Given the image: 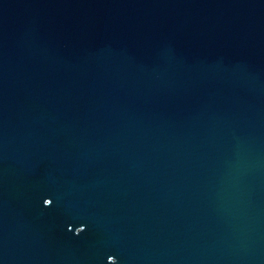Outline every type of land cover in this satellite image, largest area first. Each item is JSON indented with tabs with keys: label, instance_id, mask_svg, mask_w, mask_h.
I'll list each match as a JSON object with an SVG mask.
<instances>
[{
	"label": "water",
	"instance_id": "obj_1",
	"mask_svg": "<svg viewBox=\"0 0 264 264\" xmlns=\"http://www.w3.org/2000/svg\"><path fill=\"white\" fill-rule=\"evenodd\" d=\"M0 264H264V0H0Z\"/></svg>",
	"mask_w": 264,
	"mask_h": 264
},
{
	"label": "snow or ice",
	"instance_id": "obj_2",
	"mask_svg": "<svg viewBox=\"0 0 264 264\" xmlns=\"http://www.w3.org/2000/svg\"><path fill=\"white\" fill-rule=\"evenodd\" d=\"M44 202H45V201H44ZM50 203H51V201L48 202V204H50ZM109 258H111L113 261H114V259H115V258H114L113 256H111V255L108 256V260H109Z\"/></svg>",
	"mask_w": 264,
	"mask_h": 264
}]
</instances>
